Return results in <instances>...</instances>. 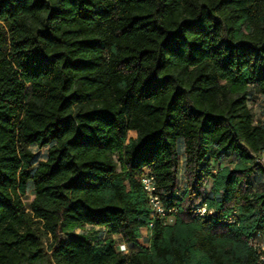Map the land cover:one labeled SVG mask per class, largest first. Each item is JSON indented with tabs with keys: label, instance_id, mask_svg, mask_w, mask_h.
Wrapping results in <instances>:
<instances>
[{
	"label": "trees",
	"instance_id": "trees-1",
	"mask_svg": "<svg viewBox=\"0 0 264 264\" xmlns=\"http://www.w3.org/2000/svg\"><path fill=\"white\" fill-rule=\"evenodd\" d=\"M251 91L264 0H0V264H264ZM145 172L171 224L151 219ZM79 225L108 236L65 241Z\"/></svg>",
	"mask_w": 264,
	"mask_h": 264
},
{
	"label": "rangeland",
	"instance_id": "rangeland-1",
	"mask_svg": "<svg viewBox=\"0 0 264 264\" xmlns=\"http://www.w3.org/2000/svg\"><path fill=\"white\" fill-rule=\"evenodd\" d=\"M247 104L254 112L255 122L264 124V97L258 95L254 91H251L250 96L248 97ZM30 149H31L32 153L35 155L37 161L46 160L47 151L49 149L48 146H45L43 148L31 147ZM182 158H183V154H182V157H180V159H181V161H180V165H181L180 175L183 172V159ZM236 162H237V159L233 155H230L228 158H226L221 163H219L218 166L219 167L233 168ZM249 180L251 183H253L255 191L260 189L259 187L262 184L263 180H262V178L258 172L251 175ZM183 184H184V180L181 177L180 186H182ZM209 187H210V184L207 185V188H206L207 193H210ZM33 196H34L33 185H32V182H30L29 187H28L27 196L24 199V205L27 209L29 208V204L32 201ZM39 235L41 236V238L43 239V242H44L43 248L46 249L49 245V240L46 237L45 231L41 230L39 232ZM142 235L145 239L143 247H147L148 246V243H147L148 234H146L145 230H143ZM107 236H108V232L105 229L93 228V227H90L87 225H79V226L75 227L74 229H66L62 237L65 241L69 240L72 237H78V238H82V239H85V240L90 241V242H95V241H97L99 239H103ZM115 239H116V243H121V240L118 237H115ZM255 243L257 245H259L260 249H261V247L264 249V238L263 237H261V238L258 237L257 239H255ZM136 250H139V249H136ZM130 252H131V250H130Z\"/></svg>",
	"mask_w": 264,
	"mask_h": 264
},
{
	"label": "built area",
	"instance_id": "built-area-1",
	"mask_svg": "<svg viewBox=\"0 0 264 264\" xmlns=\"http://www.w3.org/2000/svg\"><path fill=\"white\" fill-rule=\"evenodd\" d=\"M255 162L264 164V154L256 157ZM140 182L143 187V192L146 195L149 209L151 211V216H150L151 219L153 220L157 219V220H161L165 222V224H171L173 222L172 213H175V211L167 210L164 207L163 203L159 201L157 189L155 188V183L152 180V176L148 172H145L143 173ZM202 213H203V208H200L198 209L197 215H194V216L195 217L202 216ZM213 214H215L214 211H213ZM234 215H235V212L232 213V215L228 218V221L234 222ZM258 237L264 238V232L262 234H259L255 239H257ZM255 249L257 250L259 254V260L264 262V249L262 247L260 249L259 245H257L256 243H255ZM119 250L121 252L127 253L126 247L122 244L119 245Z\"/></svg>",
	"mask_w": 264,
	"mask_h": 264
},
{
	"label": "bare ground",
	"instance_id": "bare-ground-1",
	"mask_svg": "<svg viewBox=\"0 0 264 264\" xmlns=\"http://www.w3.org/2000/svg\"><path fill=\"white\" fill-rule=\"evenodd\" d=\"M152 180H153V182L155 183V181H154V178L152 177ZM156 184V183H155ZM155 188H156V185H155ZM157 189V188H156ZM159 197V196H158ZM159 201H161V199H160V197H159ZM162 202V201H161ZM200 208H203V213H202V216H199V217H204L205 215H209V216H212L213 215V210H209L206 206H202V207H200ZM200 208H198V209H200ZM197 212H198V210H197ZM196 215H197V213H196ZM231 222V221H230Z\"/></svg>",
	"mask_w": 264,
	"mask_h": 264
},
{
	"label": "clouds",
	"instance_id": "clouds-1",
	"mask_svg": "<svg viewBox=\"0 0 264 264\" xmlns=\"http://www.w3.org/2000/svg\"><path fill=\"white\" fill-rule=\"evenodd\" d=\"M178 231H179L180 233L184 232V231H185L184 226H180V228L178 229Z\"/></svg>",
	"mask_w": 264,
	"mask_h": 264
},
{
	"label": "snow or ice",
	"instance_id": "snow-or-ice-1",
	"mask_svg": "<svg viewBox=\"0 0 264 264\" xmlns=\"http://www.w3.org/2000/svg\"><path fill=\"white\" fill-rule=\"evenodd\" d=\"M180 235L186 237L187 233L186 232H182V233H180Z\"/></svg>",
	"mask_w": 264,
	"mask_h": 264
},
{
	"label": "crops",
	"instance_id": "crops-1",
	"mask_svg": "<svg viewBox=\"0 0 264 264\" xmlns=\"http://www.w3.org/2000/svg\"><path fill=\"white\" fill-rule=\"evenodd\" d=\"M143 230H145L146 234H148L147 229H142V230H141V233H142ZM118 238H119V237H118ZM119 239H120V238H119ZM120 240H121V239H120Z\"/></svg>",
	"mask_w": 264,
	"mask_h": 264
}]
</instances>
